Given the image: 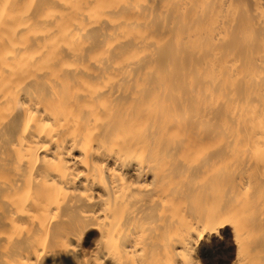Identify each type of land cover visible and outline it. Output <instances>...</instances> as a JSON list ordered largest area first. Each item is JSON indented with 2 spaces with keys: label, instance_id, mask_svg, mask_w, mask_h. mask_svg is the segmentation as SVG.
<instances>
[{
  "label": "bare ground",
  "instance_id": "1",
  "mask_svg": "<svg viewBox=\"0 0 264 264\" xmlns=\"http://www.w3.org/2000/svg\"><path fill=\"white\" fill-rule=\"evenodd\" d=\"M225 229L206 264H264V0H0V264H200Z\"/></svg>",
  "mask_w": 264,
  "mask_h": 264
},
{
  "label": "rangeland",
  "instance_id": "2",
  "mask_svg": "<svg viewBox=\"0 0 264 264\" xmlns=\"http://www.w3.org/2000/svg\"><path fill=\"white\" fill-rule=\"evenodd\" d=\"M225 230L220 232L218 236H213L201 242V244H203V246L205 247V249H203L205 256L204 254L203 255L202 254L200 255V253L197 254V259L200 264H206L207 253H209V256L212 257L213 260L223 259L226 256L225 253L227 252H228L227 255L230 252H233L234 254V246L232 242L231 233L228 231V229ZM229 259H230L229 256H227V258L226 257L224 258V261L227 260V262L229 263L230 261ZM227 262L225 263L227 264Z\"/></svg>",
  "mask_w": 264,
  "mask_h": 264
}]
</instances>
